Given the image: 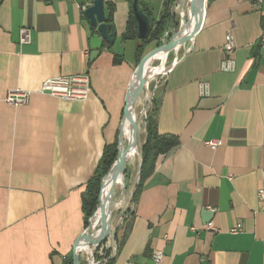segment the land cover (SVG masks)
<instances>
[{"label": "crops", "instance_id": "obj_1", "mask_svg": "<svg viewBox=\"0 0 264 264\" xmlns=\"http://www.w3.org/2000/svg\"><path fill=\"white\" fill-rule=\"evenodd\" d=\"M166 1L138 0L151 19ZM92 2L0 0V264H66L85 229V184L105 145L118 137L137 69L157 48L148 42L138 59L140 39L123 38L132 0H103L115 29L111 44L84 15ZM197 2L194 12L184 9L193 26ZM252 3L202 0V23L178 45L170 71L156 84L158 131L178 143L157 157L132 202L137 152L134 177L128 174L120 187L129 193L118 243L108 233L112 264H151L154 249L163 251L162 264H264V201L257 194L264 187V0ZM179 5L174 0L169 9L181 23ZM228 32L236 42L233 71L220 69ZM165 57L162 49L149 77L164 72ZM81 74L91 86L83 99L39 91L47 78ZM143 80L138 76L136 92ZM22 92H28L22 101L8 99ZM141 100H133L135 112ZM207 140L221 144L212 148ZM82 245L77 242L78 256Z\"/></svg>", "mask_w": 264, "mask_h": 264}, {"label": "trees", "instance_id": "obj_2", "mask_svg": "<svg viewBox=\"0 0 264 264\" xmlns=\"http://www.w3.org/2000/svg\"><path fill=\"white\" fill-rule=\"evenodd\" d=\"M173 1L174 0L166 1L161 15L157 19H152L153 28L150 36L147 39H140V45L137 47L138 59L142 55L144 46L148 42L155 41L158 47L164 43H168L170 39L173 37V35L177 32L179 26V20L177 16L169 9L170 4H173ZM145 11L149 15H151L149 11L147 10ZM123 38L124 39L137 38L136 21L134 19L133 13L131 14V19L127 22L126 30L123 34ZM142 70L143 67L139 72V77H143L144 79L146 78L145 75L149 77V73L151 72V70L149 71L148 74H146V71H144V74L141 75L140 73ZM144 133H145V140L141 144L139 149L140 160H141L140 178L137 184L135 185L132 196V202L137 196L139 190L142 188V184L144 180L152 172L157 157L162 154H165L168 150H170L178 143V139L174 135L159 133L157 128V121H156V100L154 99V97L152 98V108L147 112L144 118ZM122 139H123V134H122ZM116 154H117V138L112 143L105 145L103 153L100 157V160L98 162V165L95 169L93 176L85 184L81 196L85 228L88 226L89 219L92 217L94 211L98 206L99 192H100V185L102 178L109 171L112 163L116 158ZM125 176L128 177L127 171L125 173ZM108 201H109V196H108ZM101 208L102 206L99 207L98 213ZM128 211H129V207L126 208V213ZM98 213L95 216L96 218L98 216ZM119 227L120 226H116L113 229L114 231L113 239L115 243H118L119 240V235H118ZM100 232L101 230L94 231V233L92 234L91 242L94 240V237ZM110 237L111 236L108 234L102 237L99 236L92 243L91 247L94 255L95 264H112L114 260V256H112V247H110V245L108 244ZM66 264H70L68 258H66Z\"/></svg>", "mask_w": 264, "mask_h": 264}, {"label": "water", "instance_id": "obj_3", "mask_svg": "<svg viewBox=\"0 0 264 264\" xmlns=\"http://www.w3.org/2000/svg\"><path fill=\"white\" fill-rule=\"evenodd\" d=\"M131 10H132L134 19L136 21V34H137V37L139 39H147L150 36L151 31H152V28H153V20L151 19V17L149 16V14L142 7L139 6L138 0H132ZM84 15L88 18L91 26L94 29H96V31L100 34V36L102 38H104L108 43H113L114 42V39H115V29H114V26L112 24H110V23H108L106 21L105 13H104V3H103V0H93L92 4L85 8ZM202 18H203V16H202ZM202 18H199L198 19V21L201 22V23H202ZM201 23H200V26H201ZM179 31H180V28L173 35V37L170 39V41L167 44H164V45H161V46L157 47L156 49L152 50L145 57V59L142 61V63H143L144 66H143V70L140 73L141 75L144 74V71H145V63H146L148 57L150 55H153L156 50H158L161 47H165V52H166V55H167L170 51L176 50L177 49L176 47L184 39H186V38H188L190 36H193L196 33V31L195 32L193 31V32H191V33H189L187 35L186 34L185 35L183 34V36H179ZM145 77L146 78L143 80V83H142V86H141L140 90H138V92L136 94L134 93L133 95H131V90H132L131 87H130L129 92L127 94L126 103H125V107H124V110H123L122 120H121V122L119 124L118 154H117V158L112 163L109 171L102 178L101 185H100V192H99V203H98V206H97L94 214L98 211V209L100 207V204H101V201H102V189H103V185H104V182L106 180V177L109 175V173L111 171L117 170L118 167H119L120 175H117L116 176V174H115L113 176V178H112V187H113L114 183L117 180H120V178H123V171H124V166H125V160L123 158L122 161H119L120 154H121V150H122V134H121L122 133V128H123V124H124L125 118H126V116L128 114V107L131 106L132 101L140 94L141 90L144 87L145 81L150 79V77H148L146 75H145ZM133 144H134L135 147H137L136 146V141H135L134 134H133ZM127 150H128V148L125 151H127ZM112 187H111V189H112ZM91 218L89 219L88 226L80 234V236L77 238V240L75 241V243L73 245V264H79L78 252L76 250V245H77V242L79 241V239L90 229ZM109 227H110V215H109V220H108L107 224L104 227V230L101 231L99 234H97L94 237V240L97 237H99L101 234H102L101 236L107 235L109 233V229H110ZM92 264H95L94 260H92Z\"/></svg>", "mask_w": 264, "mask_h": 264}, {"label": "rangeland", "instance_id": "obj_4", "mask_svg": "<svg viewBox=\"0 0 264 264\" xmlns=\"http://www.w3.org/2000/svg\"><path fill=\"white\" fill-rule=\"evenodd\" d=\"M179 1L181 2V5H179V11H178V13L181 16V23H179L178 29L181 27V24L182 23H185V21H186V19H185L186 16H184V14H183V9H185V10H187V9L190 10L191 9V12H194V7H192L193 0H183V1L182 0H179ZM181 10H182V13H181ZM178 29H177V31H178ZM164 44H167V43H164ZM164 44H162V45H164ZM152 48H153V45L150 44L148 46L147 50L152 49ZM179 51L180 50H172V51H170L166 55V57H165V61H164L165 69H164V72L163 73H158V74H155L154 73V74H152L150 76V79L149 80H146L145 81L144 87L141 90L140 94L138 95V96L142 97V100L140 101V104H139V109L136 110V112H135V110H133V108L130 106L132 108V111H133L132 113L135 114V122L133 123L134 124L133 129H134V137H135V141H136V146L137 147H135V150L132 151L131 158L125 160V166H124V171H123V178H120V180H117L114 183L113 187L111 186L112 189H110V191L108 192V195H107V196H109V201H108L109 215H110V227H109L110 229L109 230H111V231L116 226H119L120 225V220H118V218H120V215H121L122 211L125 208L124 200L126 202L127 195L129 193V190L126 191L125 188H124L123 193L120 192V187L122 185L125 186V184H127L128 177L125 176L126 171L128 172L129 175L131 174V178H130L131 180L134 177V173L135 172H133V171L135 169L134 167L136 165V162H137L138 156H139V154L137 152L139 151L140 141H141L142 136H143L142 134H144V118L146 116L145 115V112L146 111L148 112L152 108V98H153V92H154L155 86H156V84L159 83V81H161V79L165 75L168 74V70L171 67V65H172V63H173L176 55L179 53ZM160 63H161V60L160 59H156V60L154 59L145 68L146 74L149 73V71L152 69V67L159 66ZM140 69H141V67H140ZM141 85H142V83H141ZM140 88H141V86H140ZM140 88L138 90H140ZM137 92L134 89L131 95H133L134 93L136 94ZM131 105L134 107V106H136V103L134 101H132V104ZM129 111H130V109H129ZM131 118H132V115H131ZM130 122H131V119H130ZM127 125L128 126L126 127V129H127L126 132H128L129 131V128H130L129 123ZM125 137L127 138L126 134H124V137L122 139V141H123L122 152H124L127 149V146H128V142H127V139ZM117 154H118V137H117ZM117 154H116V158H117ZM132 166H134V167L132 168ZM116 190H117V192H116ZM120 194H122V197H123V201H122L121 204L120 203H117L118 202V199H119L118 197L120 196ZM108 220H109V217L107 219V222H108ZM107 222H106V224H107ZM104 227L102 228V226H101L99 228V230L103 231L104 230ZM99 230L98 229H94V231H99ZM101 235H100V237H102ZM92 243L90 244V249H91V254L90 255H91L92 260H94V255H93V251H92V247H91L92 246ZM67 258H68L70 264H73V248H72V251L69 253V255H68ZM78 260H79V264H90L86 259H82L81 256H78Z\"/></svg>", "mask_w": 264, "mask_h": 264}, {"label": "built area", "instance_id": "obj_5", "mask_svg": "<svg viewBox=\"0 0 264 264\" xmlns=\"http://www.w3.org/2000/svg\"><path fill=\"white\" fill-rule=\"evenodd\" d=\"M261 0H253V6L257 7ZM261 41H264V35L261 36ZM23 41H25L23 39ZM223 52L224 57L220 63V69L223 71H233L235 69L236 62L233 58V53L236 49V42L233 34L231 32H228L225 36V40L223 43ZM175 60L173 61V63ZM172 63V65H173ZM171 65V66H172ZM165 68V66H164ZM171 67L169 68L168 72L170 71ZM90 79L87 74H81V75H62V76H56L52 78H47L44 80V82L41 85L40 92L47 93L52 96L66 99V100H80L85 98L88 93L90 92ZM28 95V92H22L21 96L18 97V95H12L8 97L10 101L13 102H20L22 101V98L26 97ZM147 114V111L145 112V115ZM208 146L214 148L221 144L220 140H207L205 142ZM258 197L260 200L264 201V187H261L258 189ZM209 210H215V208H212L211 206L207 207ZM214 229V228H213ZM240 230L239 224L236 226H233L230 229V232H237ZM115 249V246L113 247ZM164 257V253L160 249H154L151 253V264H162Z\"/></svg>", "mask_w": 264, "mask_h": 264}, {"label": "bare ground", "instance_id": "obj_6", "mask_svg": "<svg viewBox=\"0 0 264 264\" xmlns=\"http://www.w3.org/2000/svg\"><path fill=\"white\" fill-rule=\"evenodd\" d=\"M197 6L198 8L200 9V17L201 18V15H202V0H198L197 2ZM188 10V9H187ZM189 12V10H188ZM183 14H184V9H183ZM191 16H189V20L185 23L186 24V28H184L183 30L181 29L182 25L184 23L181 24V27H180V30L179 31V36H183V34L187 35L189 33H191L195 28L196 26L198 25L199 21L197 20V22L195 23V25L193 26V22L191 21ZM193 26V28H192ZM192 28V29H191ZM191 29V30H190ZM178 47V46H177ZM176 47V48H177ZM162 49H165V47H161L159 48L158 50L155 51V53L153 55H150L145 63V68L147 67V65L149 63H151L161 52ZM144 65L142 64L140 67L142 68ZM140 67L137 69L135 75H134V78H133V82H132V86H131V94L133 92V90L135 89V86L137 84V80H138V76H139V72H140ZM155 74L158 73V70H156L154 72ZM153 73V74H154ZM148 74V73H147ZM129 109H131V107L129 106L128 107ZM132 115V113H131ZM131 115H130V119H131ZM133 118V116H132ZM126 119V118H125ZM142 121V120H141ZM125 123V121H124ZM132 120L130 122L129 120V125H130V128H129V131L127 132L126 136H127V142H128V150L127 151H124L120 154V159L119 161H122L123 158L124 160H127L129 158H131L132 156V151L135 150V146L133 144V134H134V124H132ZM123 127H124V124H123ZM123 129V128H122ZM119 165V164H118ZM116 174L117 175H120V170H119V167L117 170L115 171H111L109 173V175L106 177V180L104 182V186H103V190H102V201H101V204L100 206H102V208L100 209L99 213L98 211L92 216L91 218V223H90V229L82 236V238L79 240V243L83 244L81 246V252H82V259H86L90 264H92V260H91V256H90V249L88 248V246L86 245V243H89L92 239V234L94 233V229H98L102 226V228L105 226L106 222H107V219L109 217V206H108V192L110 191L111 189V186H112V178L113 176ZM99 210V209H98ZM98 213V216L97 218L95 217L96 214ZM82 261V260H81Z\"/></svg>", "mask_w": 264, "mask_h": 264}]
</instances>
